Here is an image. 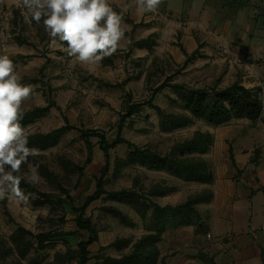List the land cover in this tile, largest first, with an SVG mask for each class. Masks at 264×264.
<instances>
[{
    "label": "rangeland",
    "instance_id": "1",
    "mask_svg": "<svg viewBox=\"0 0 264 264\" xmlns=\"http://www.w3.org/2000/svg\"><path fill=\"white\" fill-rule=\"evenodd\" d=\"M6 6L13 12L3 32L0 30V55L13 60L22 84L34 86L33 93L23 101L21 111L46 105L49 99H54L59 105L52 106L43 116L27 124L25 134L48 132L67 121L71 127L54 146L32 148L36 154L21 162V175L38 191L18 187L26 202L14 194L0 199V264H77V260L70 259L67 254L69 248H78L77 243L81 239V235L73 233L78 229L75 222L77 214L68 205L58 203L57 197L66 196L63 187L71 194L73 203L81 205L94 191L96 177L105 160L99 137H90L89 147L81 136L80 128L102 129L112 140L116 137L118 123L123 120V136L140 146L167 154L195 131H209L213 123L195 117L188 126L164 130L157 110L149 105H143L139 111L122 119L128 97L134 101L147 100L168 77L171 82L184 84L190 89L224 88L241 77L220 56L201 60L189 57L186 61L177 62L170 53L160 52L158 48L150 51L136 48L132 45L133 33L129 36L124 27L128 39L123 37L120 40L116 52L97 64L82 65L68 55L66 45L62 47L58 38L53 42L42 20L36 22L29 17L30 22L26 21L27 9L24 6L20 8L16 3H2L0 12ZM32 78L40 81L33 82ZM109 83L120 85L110 86ZM154 104L167 112L187 113L178 93L169 86L155 93ZM262 106L264 108L263 99ZM129 150L127 143H119L110 149L111 166L105 184L108 191L134 189L144 193V200L148 202V190L154 185L173 186L176 190L169 195H150L149 198L159 204L172 202L175 205L203 190V185L184 182L166 170L139 163L123 164L121 160L127 157ZM75 165L82 166L84 171ZM33 169L38 177L35 182L32 181ZM5 172H12V169L5 166ZM12 175L16 177L14 172ZM39 191L51 194L54 202L37 205L35 201ZM113 208L121 210L127 220L114 213ZM85 217L92 221L97 231V240L89 246L87 264H103L105 257L119 258L128 254L134 242L157 228L153 207L137 210L132 204L109 193L94 200L87 207ZM21 227L34 234L60 230L71 233L54 236L46 248L40 249L34 236L18 233ZM187 230L172 235L180 243L168 247L173 249L166 250L167 244H160L159 248L166 252L159 256L157 264H206L197 258L200 248L192 238L191 229ZM81 233L87 235L86 230ZM194 233L198 234L195 229ZM126 238L131 241L128 247L116 244V241ZM29 242H32L31 246Z\"/></svg>",
    "mask_w": 264,
    "mask_h": 264
},
{
    "label": "crops",
    "instance_id": "2",
    "mask_svg": "<svg viewBox=\"0 0 264 264\" xmlns=\"http://www.w3.org/2000/svg\"><path fill=\"white\" fill-rule=\"evenodd\" d=\"M18 1L0 0V5ZM109 4L118 13L126 9L122 27L129 36L133 33L134 41L154 34L153 49L170 53L177 62L188 56L223 57L241 82L264 100V0H161L155 12L138 7L137 0ZM123 37L128 39L125 33ZM208 132L212 142L202 156L213 179L192 181L203 190L191 196L200 197L191 223L180 218L168 223L157 246L164 242L166 250L173 249L168 247L180 243L172 235L191 229L198 253L209 254L217 264H264V114L213 124ZM159 250L160 256L166 252Z\"/></svg>",
    "mask_w": 264,
    "mask_h": 264
},
{
    "label": "trees",
    "instance_id": "3",
    "mask_svg": "<svg viewBox=\"0 0 264 264\" xmlns=\"http://www.w3.org/2000/svg\"><path fill=\"white\" fill-rule=\"evenodd\" d=\"M157 44L154 34L135 40L132 45L139 48L152 49ZM190 56H188L189 59ZM33 82L40 81L38 78H32ZM110 86L120 85L119 83H109ZM172 87L179 95L183 102L184 108L187 113L176 114L163 110L160 106L154 104V95L165 87ZM50 86L48 89L50 90ZM143 105H149L157 110L160 116V125L164 130H174L177 128L190 125L194 118H201L209 123L216 125L228 122L232 118L246 117L256 119L262 115L263 106L259 95L252 89L246 87L240 79L235 80L230 85L224 88L217 87H203L197 89L187 88L184 84L171 82L168 77L164 82L158 85L153 94L144 101H134L131 96L128 97L126 102V113L122 114V119L129 117L139 111ZM52 106H59L54 99H49L48 103L43 106H35L31 109L23 110V118L19 122L21 126H25L33 122L36 118L43 116ZM68 121L55 129L48 132H36L28 134V147L46 149L54 146L60 136L70 128ZM123 120L118 123L116 130V137L110 139L107 137L106 132L99 128H80L82 138L91 147L89 138L92 136L99 137V145L104 153V163L100 168L99 175L96 177L94 191L87 195L81 205L76 206L73 203L71 194L62 187V191L66 194L65 197L58 196L57 202L68 205L73 211L76 212L75 222L78 227L73 233L81 235L78 241L77 249L69 248L67 254L70 259H76L77 264H87L90 259L89 246L97 240V231L94 224L89 218L85 217L87 207L96 199L100 198L103 194L109 193L122 201L132 204L137 210L140 207L154 208L155 220L157 223V231L142 236L139 240L133 243L132 251L119 258L105 257L103 264H157L159 261L160 250L157 242L162 239V233L165 231L168 223L176 221L178 218L182 223H191L192 214L196 213L194 208L195 202L200 197L193 196L187 201L179 204L161 205L149 197L150 195H162L174 190L172 186L154 185L148 190L149 197L146 202L145 194H140L134 189L123 188L120 190L108 191L105 187L106 177L110 171L111 155L110 149L119 143H127L129 152L127 157L122 161L123 164H142L152 168L166 170L170 174L181 178L186 181L210 182L213 179V174L209 169L206 159L202 156L207 152L212 142V135L208 131L197 130L194 134L177 143L169 153L162 154L149 147L140 146L135 142L127 139L122 135ZM75 168L84 171V168L75 165ZM14 175L19 178L17 187L25 188L28 191H38L33 184L27 181L20 173L14 172ZM39 197L35 201L37 205H45L53 203L52 195L46 192L39 191ZM113 212L121 215L124 221L127 216L121 210L113 208ZM142 215H145L143 213ZM82 230H86L87 235L82 234ZM22 234H30L37 239V247L44 249L48 246L51 239L56 235H65L69 231H49L34 234L33 232L21 227L19 232ZM116 241V244H121V247H128L131 244L129 239ZM32 245V242H29ZM206 264H217L215 259L206 253L198 255Z\"/></svg>",
    "mask_w": 264,
    "mask_h": 264
},
{
    "label": "clouds",
    "instance_id": "4",
    "mask_svg": "<svg viewBox=\"0 0 264 264\" xmlns=\"http://www.w3.org/2000/svg\"><path fill=\"white\" fill-rule=\"evenodd\" d=\"M161 0H137L138 7L155 12ZM26 21L42 20L45 30L58 38L61 46L82 65H94L116 52L124 36L123 10H113L109 0H22ZM15 65L7 55H0V199L11 194L25 200L18 190L19 178L12 172L19 170L22 161L36 150L28 147V137L19 122L23 118L21 106L33 93V85L22 84ZM9 166L12 172H5ZM33 169L32 181L37 179ZM7 185V187H5ZM11 189V192H9Z\"/></svg>",
    "mask_w": 264,
    "mask_h": 264
},
{
    "label": "built area",
    "instance_id": "5",
    "mask_svg": "<svg viewBox=\"0 0 264 264\" xmlns=\"http://www.w3.org/2000/svg\"><path fill=\"white\" fill-rule=\"evenodd\" d=\"M17 7L23 8V4H22V0H19L17 2ZM12 8H10L9 6H6L4 9L1 10L0 12V30L1 32H3L5 26L7 25L9 18L12 15ZM159 13V12H157ZM225 53L227 52V50H223Z\"/></svg>",
    "mask_w": 264,
    "mask_h": 264
}]
</instances>
